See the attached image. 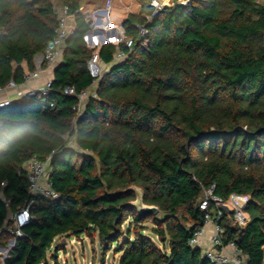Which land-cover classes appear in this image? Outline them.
Here are the masks:
<instances>
[{
    "label": "trees",
    "instance_id": "trees-1",
    "mask_svg": "<svg viewBox=\"0 0 264 264\" xmlns=\"http://www.w3.org/2000/svg\"><path fill=\"white\" fill-rule=\"evenodd\" d=\"M85 1L0 0V89L34 72L57 5L72 20L49 90L0 107V248L14 241L2 264H49L56 239L81 235L96 237L103 256L121 253L118 264H211L190 240L212 186L222 200L248 196L245 226L227 211L218 220L222 244L264 264V0H172L128 14L130 48L88 47ZM95 52L109 66L96 83ZM31 159L48 160L53 196L29 191ZM130 187L157 214L131 208ZM28 206L18 237L11 217Z\"/></svg>",
    "mask_w": 264,
    "mask_h": 264
},
{
    "label": "built area",
    "instance_id": "built-area-1",
    "mask_svg": "<svg viewBox=\"0 0 264 264\" xmlns=\"http://www.w3.org/2000/svg\"><path fill=\"white\" fill-rule=\"evenodd\" d=\"M110 0L106 1V8L98 10L92 14V17H86L90 23V29L85 35V41L95 40L99 36L107 33L109 31V11H110ZM150 6L153 8V12H157L161 9V4L158 1H151ZM55 14L57 17V26L54 29L53 38L47 43L44 52L40 55L39 61L36 60V68L34 72L27 73L24 76V81L21 85H16L10 82L5 88L0 89V96L4 95L2 99L0 98V107H4L9 104L10 98L7 96L9 92H13L14 97L21 98L24 95H32L35 92L45 93L49 90L51 85V79H46L39 87H27L29 81H36L39 79L43 69L52 70L61 60L63 47L65 41L72 33L71 16L68 14L66 7H59L55 9ZM102 15V17H101ZM140 35H145V29L139 27ZM108 37V40L106 38ZM103 42L113 43L112 37L105 36L102 37ZM125 42L126 47L130 48L132 45V40L127 39L124 35V30L122 33V38L116 40L117 44L119 42ZM93 47V46H92ZM125 58V54L118 52L115 57V61L119 62ZM87 69L96 83L97 80L102 76L103 71L100 64V59L98 53L95 52L87 62ZM94 83V84H95ZM87 92H82L77 95L79 111L82 104L84 103ZM64 94L75 96L73 88H66ZM23 169L26 172L27 180L29 184V191L32 194H42L44 196H53V192L50 189V184L48 183V160L39 161L36 159H31L23 165ZM214 187H210L203 194V200L200 203V209L205 211L204 215V227L196 231L190 240V245L202 250V255L211 264H246V258L238 251L233 243L227 245L222 244V234L223 229L218 224V220L222 217V213L227 211L232 214V218L235 223L241 227L245 226L248 222V215L245 212V205L248 201V196H240L236 194H231L227 200H222L221 198L214 196ZM31 203L29 204V206ZM28 207L20 209L18 212L12 215L11 220L13 221V228L9 229V232L14 235L21 237V228L25 226L29 220V210ZM207 228L210 229L207 243H201V238L206 236Z\"/></svg>",
    "mask_w": 264,
    "mask_h": 264
},
{
    "label": "rangeland",
    "instance_id": "rangeland-1",
    "mask_svg": "<svg viewBox=\"0 0 264 264\" xmlns=\"http://www.w3.org/2000/svg\"><path fill=\"white\" fill-rule=\"evenodd\" d=\"M106 1H104V8H106ZM110 7L114 11L113 19H123L128 14H140L143 10L152 8L150 6L153 0H110ZM161 4V8L168 7L172 4V0H155ZM182 3V0L178 1ZM60 6L57 5L56 8ZM88 6L84 5L83 12L85 16L92 17L93 13L87 14ZM153 9V8H152ZM95 13V12H94ZM119 15V16H118ZM93 86L90 91L86 93L85 100L93 92ZM2 99V97L0 96ZM84 100V101H85ZM150 227V224H147ZM63 241L65 244L63 245ZM10 243V242H9ZM0 252V263L3 262L7 251L11 248L9 246ZM58 246V251L55 254V248ZM56 255V258L52 256ZM121 253H116L115 249H112L106 253L105 256L102 255V250L99 246V242L96 237L91 238L86 235H81L78 238H60L56 239L54 245L52 246L50 252H48V263L49 264H118Z\"/></svg>",
    "mask_w": 264,
    "mask_h": 264
},
{
    "label": "crops",
    "instance_id": "crops-1",
    "mask_svg": "<svg viewBox=\"0 0 264 264\" xmlns=\"http://www.w3.org/2000/svg\"><path fill=\"white\" fill-rule=\"evenodd\" d=\"M84 5H87L88 6L89 9L87 11V14H89V13L97 12L98 10H102L103 7H104V1H96V0H88V1H85L82 4V6H81V9H80L81 12H83ZM113 12L114 11L112 9H110L109 14H108V16H109L108 17L109 18V25H108L109 31L107 33H104V36L101 35V36H99V38H97V39H95L93 41L92 40L91 41L90 40H88V41L86 40L85 42L87 43V45H88L89 48H99L101 45H103L105 43L102 40V37H105V36L112 37V39H113L112 42L113 43H116V40H119L120 38H122V33H123L122 20L126 16L123 19H120V17H117V19H113V17H112ZM101 17H102V15H101ZM106 40H108V37L106 38ZM39 59H40V55H38L36 57V60L37 61H39ZM100 64H101V67H102V71L103 72L104 71H107L109 69V66L108 65H105L102 62H100ZM35 68H36V61H35ZM52 73H53V70L43 69L42 72H41V75H40L39 79H37L36 81L35 80L34 81H29V83H27V87H31V88L37 87V86L39 87L46 79H49V78L52 79V75H53ZM93 86H95V85H93ZM94 90H95V87H94ZM94 90H93V92L91 94L94 93ZM7 96L9 98H13L14 97V94L11 91V92H9L7 94ZM3 97H5V96L2 95V98ZM209 232H210V229L207 228V234H206V236H204V237L201 238V243H207L208 236H209ZM13 245H14V243L12 245L9 243V246L11 248L13 247ZM0 252H2V248H0ZM7 254H8V251H7L6 255H5V257L7 256ZM0 264H2V263H0Z\"/></svg>",
    "mask_w": 264,
    "mask_h": 264
},
{
    "label": "water",
    "instance_id": "water-1",
    "mask_svg": "<svg viewBox=\"0 0 264 264\" xmlns=\"http://www.w3.org/2000/svg\"><path fill=\"white\" fill-rule=\"evenodd\" d=\"M127 191H133L135 193V200L129 203V206L131 208H134L138 213L141 215H155L158 212V209L154 206H146L143 204L142 200V191L136 187H130L128 188L125 192ZM14 243L13 240L10 241V244L12 245ZM63 245L65 244V241L62 242ZM203 258H205V255H202Z\"/></svg>",
    "mask_w": 264,
    "mask_h": 264
}]
</instances>
